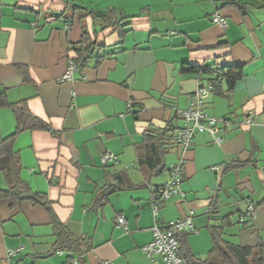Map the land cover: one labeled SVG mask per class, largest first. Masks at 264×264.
<instances>
[{
  "label": "crops",
  "instance_id": "1",
  "mask_svg": "<svg viewBox=\"0 0 264 264\" xmlns=\"http://www.w3.org/2000/svg\"><path fill=\"white\" fill-rule=\"evenodd\" d=\"M68 1L0 0V93L13 104L25 102L49 125L16 138L21 176L47 196L85 253L54 252L47 211L29 203L12 210L2 200L0 264H163L142 252L153 241V226L191 211L197 233L187 241L199 259L212 250V227L223 226V239L233 245H264V0H75L129 18L106 30L91 17L81 21L76 9L68 19L56 18ZM215 14L227 20L226 30L213 23ZM84 26L98 48L73 81L59 84ZM216 67L229 72L232 84L222 81L203 110L227 121L223 141L194 135L184 167L186 197L166 201L154 217L153 192L169 180L180 149L153 173L139 165L138 148L149 128L163 130L169 121L182 128L181 112L209 77L199 73ZM250 114L255 123L242 125ZM16 127L13 112L0 108V143ZM107 151L116 164H102ZM115 181L122 190L99 205V195ZM250 205L254 220L246 217ZM119 215L126 229L117 225Z\"/></svg>",
  "mask_w": 264,
  "mask_h": 264
},
{
  "label": "trees",
  "instance_id": "2",
  "mask_svg": "<svg viewBox=\"0 0 264 264\" xmlns=\"http://www.w3.org/2000/svg\"><path fill=\"white\" fill-rule=\"evenodd\" d=\"M20 1V0H18ZM71 1V2H69ZM65 12L55 15L56 18L68 19L69 11H80L79 18L84 21L87 17H91L93 24L100 21L102 29L106 30L112 27H120V24L128 20V17L121 16L120 12L110 9L105 13H98L88 10L84 7L75 5V0H69ZM83 39L72 49V60L80 69L87 63L89 58L95 53L98 48L88 33L87 27H83ZM223 69V68H221ZM211 68L207 69L201 74H208V80H213L211 75ZM226 70V69H223ZM227 83L231 85L230 74L225 78ZM207 80V81H208ZM217 80V79H215ZM221 79H218V84ZM0 108L9 109L13 112L17 127L14 134L4 139L0 143V176L4 178L6 187L0 188V201L8 200L12 210L21 207L25 203L33 206H40L47 211L51 218L54 227V234L56 236V245L54 252L66 251L69 253L82 256L85 251L83 249V242L76 237L59 221L52 210L51 203L46 195L35 193L32 191L30 185L22 179V164L19 154L14 149L16 138L23 132L35 130H48L49 125L42 120L33 116L25 102L11 103L5 93H0ZM178 128L173 124V121L167 123V127L163 130L156 128H149L144 135V144L138 148V163L141 167H147L153 173L161 172L165 169V156L170 154L177 146V132ZM241 166L236 164L230 166L229 169ZM120 184L115 181L105 186L102 193L97 199L99 205L108 200L109 195L118 190H122ZM212 238V250L206 259H199L192 252L187 238L192 235L180 234L178 240L181 243L178 256L185 262V264H264V245L242 247L233 245L223 239L224 227H212L209 229Z\"/></svg>",
  "mask_w": 264,
  "mask_h": 264
},
{
  "label": "built area",
  "instance_id": "3",
  "mask_svg": "<svg viewBox=\"0 0 264 264\" xmlns=\"http://www.w3.org/2000/svg\"><path fill=\"white\" fill-rule=\"evenodd\" d=\"M214 24L218 25L221 29L226 30L228 28L227 20L220 14H215L212 17ZM81 69L72 60H69L68 69L66 74L58 79V83L73 81L74 74L80 72ZM211 75L213 80H208L205 83H201L197 90L192 95V101L190 107L181 112V118L183 120V126L177 132V147L180 149V157L177 162L169 167L170 178L159 189L153 192V214L157 217L158 212L163 207V204L174 198H185L186 194L182 188L184 181V167L186 164V153L188 152L193 137L196 133L208 134L212 138L211 142L215 145H221L223 137L220 136L221 125H226L227 121L223 118L209 117L203 110L205 100L209 95L215 92L221 82L226 80L229 75L227 70L221 68H212ZM217 79V80H215ZM255 123L254 117L250 114L245 117L242 125H253ZM103 165H111L117 163V157L110 151L105 152L101 157ZM194 212L191 211L186 217L171 221L166 224H158L152 228L153 241L149 245L143 247L142 252L151 260L155 258H161L163 264H185V262L178 256L181 248V243L178 240L180 234H195L197 230L194 226ZM246 217L250 220L255 218V207L250 205L246 212ZM116 223L121 228H127V219L124 215H119L116 219ZM23 249L10 251L9 256H15Z\"/></svg>",
  "mask_w": 264,
  "mask_h": 264
},
{
  "label": "rangeland",
  "instance_id": "4",
  "mask_svg": "<svg viewBox=\"0 0 264 264\" xmlns=\"http://www.w3.org/2000/svg\"><path fill=\"white\" fill-rule=\"evenodd\" d=\"M7 1H9V0H7ZM171 153H172V152H171ZM167 156L170 158V157L172 156V154H168Z\"/></svg>",
  "mask_w": 264,
  "mask_h": 264
}]
</instances>
